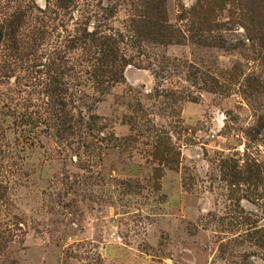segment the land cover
I'll list each match as a JSON object with an SVG mask.
<instances>
[{
  "label": "rangeland",
  "instance_id": "1",
  "mask_svg": "<svg viewBox=\"0 0 264 264\" xmlns=\"http://www.w3.org/2000/svg\"><path fill=\"white\" fill-rule=\"evenodd\" d=\"M0 264H264V0H0Z\"/></svg>",
  "mask_w": 264,
  "mask_h": 264
}]
</instances>
